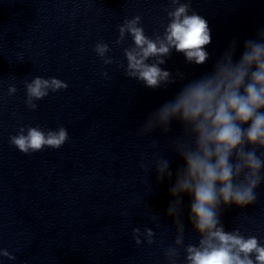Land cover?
I'll return each instance as SVG.
<instances>
[{
  "label": "clouds",
  "instance_id": "clouds-1",
  "mask_svg": "<svg viewBox=\"0 0 264 264\" xmlns=\"http://www.w3.org/2000/svg\"><path fill=\"white\" fill-rule=\"evenodd\" d=\"M164 11L167 22L162 33L146 35L142 17L135 15L117 26L119 35L114 41L122 46L128 37L132 39L123 48L126 64H118L127 78L153 90L186 81L174 96L147 114L136 133L147 137L158 131L168 137L174 125L179 129L167 149L183 165L174 174L170 159L157 154L151 169L158 185L169 181L171 199L165 215L172 221L175 237L163 248L164 264H264V241L240 226L226 230L222 222L225 210L254 205L257 190L264 185V27L243 41L239 55V42L233 39L210 71L186 80L184 73L174 74L161 66L173 51L182 53L189 64H206L211 30L192 0H168ZM93 51L104 65L117 63L107 55L111 51L108 43L98 41ZM101 75L109 78L106 71ZM67 88L61 79L36 76L25 81V104L36 110V101ZM16 92L15 85H9L8 95ZM68 139L63 126L56 130L22 126L9 137V143L21 153L31 154L46 147L60 149ZM152 147H157L155 141ZM140 167L144 170L148 165L142 162ZM147 214L159 227L161 215ZM123 215L127 218V209ZM186 220L194 234L188 242ZM131 235L138 247L157 243L151 227H134ZM0 257L16 259L2 247Z\"/></svg>",
  "mask_w": 264,
  "mask_h": 264
}]
</instances>
